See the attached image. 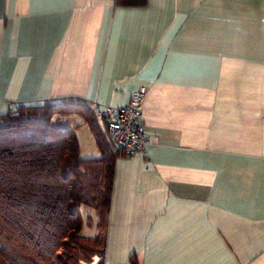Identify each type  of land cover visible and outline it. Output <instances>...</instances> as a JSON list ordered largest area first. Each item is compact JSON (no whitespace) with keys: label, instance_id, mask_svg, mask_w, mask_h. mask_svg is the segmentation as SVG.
Masks as SVG:
<instances>
[{"label":"crops","instance_id":"obj_1","mask_svg":"<svg viewBox=\"0 0 264 264\" xmlns=\"http://www.w3.org/2000/svg\"><path fill=\"white\" fill-rule=\"evenodd\" d=\"M139 85L147 146L117 156L87 263L264 264V0H0V114Z\"/></svg>","mask_w":264,"mask_h":264},{"label":"trees","instance_id":"obj_2","mask_svg":"<svg viewBox=\"0 0 264 264\" xmlns=\"http://www.w3.org/2000/svg\"><path fill=\"white\" fill-rule=\"evenodd\" d=\"M145 1L113 0L124 6ZM70 115L87 124L98 156H79ZM119 155L86 99L14 103L0 114V264H80L101 254ZM83 224L96 233L80 234Z\"/></svg>","mask_w":264,"mask_h":264},{"label":"built area","instance_id":"obj_3","mask_svg":"<svg viewBox=\"0 0 264 264\" xmlns=\"http://www.w3.org/2000/svg\"><path fill=\"white\" fill-rule=\"evenodd\" d=\"M146 87L139 85L129 93L126 103L121 106H100L92 102L98 124L105 130L109 143L124 155L143 153L147 146L141 120V102Z\"/></svg>","mask_w":264,"mask_h":264},{"label":"rangeland","instance_id":"obj_4","mask_svg":"<svg viewBox=\"0 0 264 264\" xmlns=\"http://www.w3.org/2000/svg\"><path fill=\"white\" fill-rule=\"evenodd\" d=\"M71 116V115H70ZM69 116V117H70ZM75 119L80 122V123H75L76 124V127L75 129L78 130V134L80 136V139H81V117L77 116V115H74ZM72 121V119H71ZM83 212L84 214L88 212V210L86 208H83ZM94 231V228L90 229L88 227H86L85 225L82 227L81 231H80V234H84V235H90L91 232ZM80 264H88L86 261H81L80 260ZM90 264V263H89Z\"/></svg>","mask_w":264,"mask_h":264}]
</instances>
